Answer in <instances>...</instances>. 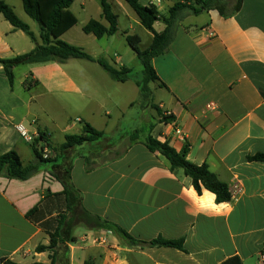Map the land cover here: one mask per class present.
<instances>
[{
	"label": "crops",
	"instance_id": "crops-1",
	"mask_svg": "<svg viewBox=\"0 0 264 264\" xmlns=\"http://www.w3.org/2000/svg\"><path fill=\"white\" fill-rule=\"evenodd\" d=\"M0 1L29 26L40 44L39 30L33 31L30 19L19 15L25 14L21 1ZM138 1L148 6V0ZM78 2L82 10L95 7L105 25L100 0ZM159 3L154 6L161 13ZM173 4L168 0L165 11ZM153 29L159 33L164 25L156 22ZM34 45L0 15L1 59L26 53ZM71 60L27 65L21 86L30 90L33 86H24V80H36L37 66L43 65L53 74V93L82 96L90 89L99 91L87 70L67 69ZM151 65L165 88L157 82L149 85L150 100L140 102L136 119L122 123L123 107L115 105L116 117L105 112L106 119L91 122L86 119H94L96 111L87 105L84 118L70 129L80 134L89 124L103 133L101 140L67 155L49 149V159L55 162L25 181L0 177V264L3 259L49 264V253L35 249L47 246L55 235L59 247L50 252L52 264H221L232 257L242 264H264V162L247 160L264 154V0H241L239 10L227 17L214 9L187 15L167 51ZM127 103L126 108L133 107V101ZM39 114L31 97L25 100L15 93L14 84L10 88L1 67L0 155L14 151L23 165L33 160L31 145L16 131L19 124L30 133H45L55 147L73 134L62 130V140L55 143L52 133L41 127ZM159 114L173 121L160 122ZM148 135L177 152L186 149V160L194 165L207 164L228 186L231 199L218 203L213 193L203 188L198 193L181 169H170L162 155L145 147ZM39 146L45 147L42 142ZM65 161L71 164L77 197L70 209L51 173ZM82 211L121 229L138 244L130 246L111 231L84 224ZM156 239L182 241V248L151 246Z\"/></svg>",
	"mask_w": 264,
	"mask_h": 264
},
{
	"label": "trees",
	"instance_id": "trees-1",
	"mask_svg": "<svg viewBox=\"0 0 264 264\" xmlns=\"http://www.w3.org/2000/svg\"><path fill=\"white\" fill-rule=\"evenodd\" d=\"M20 1L27 17L38 25L41 43L38 44L35 42L34 34L31 32L29 26L16 16L8 5L0 1V15L12 26L13 30L23 32L35 43L33 49L26 53L8 59L0 58V65L10 88L13 87L15 80L13 70L19 66L46 64L51 62L63 64L70 59L85 60L97 64L114 82L124 83L131 80L138 88L139 97L142 101L150 100L151 89L149 85L151 83L157 82L161 88H165L157 77L151 65V61L167 51L181 20L187 15H198L204 11L213 9L227 17L237 12L241 5V0H178L168 10L167 15L163 16L155 6H143L138 0H124L135 13L140 26L152 35L151 42L145 49H141V41L138 37L133 35L125 36L128 46L136 55L141 66L140 76H134L132 75V70L124 65L117 67L115 64H110L104 58H93L80 47L70 45L61 40V36L77 23L76 17L70 11V7L74 0ZM100 7L101 18L107 25H103L98 20L91 19L82 27V32L84 34L92 35L96 39L110 37L118 32V16L112 11L109 0H100ZM156 22H160L164 25L163 31L159 33L155 32L153 25ZM31 81V86L34 87L38 85L37 81L31 79H25L23 85L28 87L27 85ZM159 116L160 122L170 123L173 121L172 116H165L162 114H159ZM152 128L153 125L150 126L149 132ZM102 138L103 133L101 131H97L89 124L85 123L80 134L65 135L64 142L55 147L46 140L45 133L40 132L38 137L31 144L33 160L27 165L21 163L19 156L14 151H9L0 155V177L8 180L25 181L37 172L41 166L55 162V158L43 159V147L39 146L40 142L53 152L59 153V155H67L70 150L75 147L97 142ZM144 145L151 153H159L162 155L167 160L170 169H181L185 176L191 178L193 187L198 193H200L203 188L213 193L218 203L228 202L231 199V192L228 186L221 182L217 176L210 171L207 164L197 166L186 160V149L177 152L169 147L167 143H161L153 139L150 135L147 136ZM247 160L250 162H264V154H256L248 157ZM51 173L62 185V195L65 198L67 209H70L77 203V197H75V191L71 183V164L65 161L59 166L51 169ZM79 218L84 224L93 223V227L96 229L108 230L115 233L130 246L138 244L139 242L121 229L113 228L101 221L100 218L92 216L85 211H82ZM56 237L57 235L50 236L47 246L40 245L35 249L36 253H49V264H52L53 258L50 252H55V249L59 247ZM69 242H74V239H70ZM150 245L181 249L182 241L156 239L151 241ZM1 264L18 263L3 259ZM31 264L41 263L34 262ZM85 264L89 263L85 262ZM221 264H242V262L238 257H232Z\"/></svg>",
	"mask_w": 264,
	"mask_h": 264
},
{
	"label": "rangeland",
	"instance_id": "rangeland-1",
	"mask_svg": "<svg viewBox=\"0 0 264 264\" xmlns=\"http://www.w3.org/2000/svg\"><path fill=\"white\" fill-rule=\"evenodd\" d=\"M167 1L163 0L158 5L163 16L167 15V11H165L168 7ZM177 1L173 0L174 3ZM109 3L112 6L113 12L118 16V32L115 35L96 39L92 35L84 34L82 27L91 19L99 20L98 13L97 9L91 6L84 7L85 9L82 10L77 0L72 9H70L76 17L77 23L61 40L70 42L68 43L70 45L80 47L90 56L104 58L110 64H115L117 67L124 65L132 70V75L140 76L141 66L136 55L128 46L125 36L133 35L138 37L141 41V49H145L151 42L150 33L140 26L135 13L124 0H111ZM22 13L19 11V15L26 18L27 16ZM29 21L34 25L32 27L33 31L39 29L35 22ZM102 22L104 23V21ZM105 25H107L106 22ZM51 63L58 65L55 62ZM70 63L67 69H85L95 77L99 91L93 92L90 89L88 93L83 92L82 96L72 95L67 92H51L50 80L53 74L43 66L50 63L37 66L39 70L37 71L35 81L38 82V85L32 87L30 90H25L20 82H22L24 75L27 73V65L19 66L13 70L15 77L14 92L25 100L31 97L33 109H40L39 120L41 127L44 126L52 133L55 143H59L65 133L74 134L75 129L72 131L70 129L71 125H78L80 123L79 120L84 118L82 116H84L89 108L96 111L94 119H86L91 120V122H100L102 119H106L104 116L105 112H110L113 118L116 117L115 105L123 107V117L120 120L122 123L125 124L132 116L133 119H136V114L141 109L139 104L142 100L139 97L138 88L133 82L128 81L124 84L114 82L95 63L85 60H71ZM31 84L32 81L27 86L31 87ZM129 101H133V107L126 108ZM87 105L88 109L85 111ZM81 109H83V113L80 112ZM62 130L65 133H62ZM24 262H31V259H26Z\"/></svg>",
	"mask_w": 264,
	"mask_h": 264
},
{
	"label": "built area",
	"instance_id": "built-area-1",
	"mask_svg": "<svg viewBox=\"0 0 264 264\" xmlns=\"http://www.w3.org/2000/svg\"><path fill=\"white\" fill-rule=\"evenodd\" d=\"M160 0H148L147 5L148 6H154L155 4L159 3ZM16 131L19 134L20 138L26 143V144H32V142L38 137V134L36 133H30L23 125L19 124L16 126ZM176 134H180V131L178 129L175 130ZM50 154V150L47 146H45L42 149V157L43 159H48Z\"/></svg>",
	"mask_w": 264,
	"mask_h": 264
},
{
	"label": "water",
	"instance_id": "water-1",
	"mask_svg": "<svg viewBox=\"0 0 264 264\" xmlns=\"http://www.w3.org/2000/svg\"><path fill=\"white\" fill-rule=\"evenodd\" d=\"M0 68H1V65H0Z\"/></svg>",
	"mask_w": 264,
	"mask_h": 264
}]
</instances>
